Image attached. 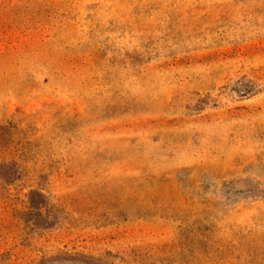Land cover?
Instances as JSON below:
<instances>
[{"label": "rangeland", "instance_id": "rangeland-1", "mask_svg": "<svg viewBox=\"0 0 264 264\" xmlns=\"http://www.w3.org/2000/svg\"><path fill=\"white\" fill-rule=\"evenodd\" d=\"M0 264H264V0H0Z\"/></svg>", "mask_w": 264, "mask_h": 264}]
</instances>
